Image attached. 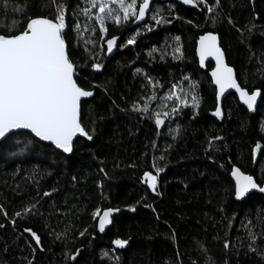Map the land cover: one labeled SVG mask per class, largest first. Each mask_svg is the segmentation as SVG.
Segmentation results:
<instances>
[{
    "label": "trees",
    "instance_id": "trees-1",
    "mask_svg": "<svg viewBox=\"0 0 264 264\" xmlns=\"http://www.w3.org/2000/svg\"><path fill=\"white\" fill-rule=\"evenodd\" d=\"M154 4L171 22L156 24L148 13L137 26L107 23L105 39L120 38L108 52L98 27L85 39L95 46L77 35L76 13L84 0H0V31L22 28L14 21L30 15L54 18L56 6L63 5L62 35L75 80L93 91L80 108L92 139L77 138L70 156L27 132L2 142L0 207L7 216L0 213V264H264V197L253 193L236 202L229 176L237 167L264 184V0H219L210 15L203 4ZM209 31L218 35L238 84L260 92L254 114L229 94L222 116H212V63L202 71L195 57L197 39ZM130 36L136 42L120 47ZM166 39L179 43L180 58H174L171 44L165 47ZM93 62L101 69H93ZM179 76L195 82L197 108H183L171 125L165 121L159 128L151 114L132 110L134 102L143 104L142 97L157 92L146 77L167 85ZM154 159L163 168L157 196L142 183L145 171L155 174ZM24 208L31 211L16 217ZM97 208L120 211L104 233L96 228ZM26 228L40 236L41 246ZM249 230L257 236L255 251L249 250ZM116 238L127 241L123 248L112 244ZM77 249L76 259H68Z\"/></svg>",
    "mask_w": 264,
    "mask_h": 264
},
{
    "label": "snow or ice",
    "instance_id": "snow-or-ice-1",
    "mask_svg": "<svg viewBox=\"0 0 264 264\" xmlns=\"http://www.w3.org/2000/svg\"><path fill=\"white\" fill-rule=\"evenodd\" d=\"M53 2L55 3V0ZM182 2L193 6L203 4L209 15L219 6V0H215L214 4H209L208 0H182ZM26 9L27 5H22L18 11L23 13ZM149 9L150 0H139V2L138 0H84V6L80 8L79 14L83 15L86 23L82 26L78 21L74 27L78 37L82 38L85 32L95 35L97 32L96 25H98L100 39L106 43L107 51L111 52L114 46H117V41L120 38L113 35L105 39L108 33L107 22L111 21L120 26L129 21L133 23L142 21ZM212 19L215 22L214 16ZM152 20L156 24L171 22L160 14L159 9L153 11ZM14 23L23 24V27L0 31V147H2L3 141L19 134L21 130H26L27 133L41 141L51 142L63 153H71L73 137L77 134L87 137L89 140L92 139L89 132L82 126L80 108L81 98L90 97L93 92L78 86L74 79L75 65L66 50V42L62 35L66 26L65 8L63 5H57L54 18L30 15L26 21H14ZM188 23L192 22L188 21ZM176 40L179 41V37ZM135 42V37L130 36L119 46L124 47L125 44L132 45ZM88 43L95 46V41L85 40V44ZM103 43L101 47H103ZM177 53L182 56L180 46L174 49V58H180L176 55ZM196 53L199 56L201 67L204 66L207 57H212L216 61V66L211 72L212 82L216 85L217 99V107L213 115L220 117L219 101L226 89H235L240 100L247 105L249 110H252L260 93L258 90H253L249 94L237 83L233 76V69L224 62V54L218 45L217 35L211 31L200 35ZM91 67L98 71L102 65L93 62ZM146 79L153 88L156 87L158 82L153 81L151 77H146ZM189 79V77H185V80ZM195 87V82H191L188 90L181 88L177 91V85H172L164 97V100L172 102L170 110L167 103H161L158 107L165 109L163 113L152 112L157 128L163 125L166 119L179 114L184 107L191 106L195 109L199 106ZM141 99L144 100V103L134 102L132 110L148 114L150 103L157 100L158 97L153 93L151 96ZM178 132L179 129H177ZM215 139H219V137ZM256 148L259 149L260 145L257 144ZM253 153L255 154V149ZM163 158V156L160 157V159ZM152 169L155 174L151 170L145 171L142 183L156 192L158 176L163 168L159 167L154 159ZM100 171L103 172L104 170L100 169ZM231 176L235 180L234 195L236 199L244 197L250 189H258L260 192H264V186H260L253 179V176L245 175L239 168L233 167ZM30 211V208H24L22 211H17L15 216L20 217L22 213L27 214ZM114 211L117 209L102 210L97 208L93 212V217L98 220L100 232H104L105 226L110 223V216ZM0 213L7 216L3 207H0ZM24 231L31 234V238L38 247L41 246V238L36 232L28 228ZM85 231L87 230L81 231L79 235L83 236ZM248 235L250 239L249 250L255 251L253 246L257 236L251 230H249ZM59 238L60 235L58 234L57 239ZM126 243L127 241L120 238L112 241V244L119 248H123ZM224 248H229L228 240L224 241ZM78 254L79 249L75 253H70L67 258L74 261ZM177 255L179 256L178 253ZM193 264H197V262L193 261Z\"/></svg>",
    "mask_w": 264,
    "mask_h": 264
},
{
    "label": "water",
    "instance_id": "water-1",
    "mask_svg": "<svg viewBox=\"0 0 264 264\" xmlns=\"http://www.w3.org/2000/svg\"><path fill=\"white\" fill-rule=\"evenodd\" d=\"M175 1L178 2V3H180V4H184V3L182 2V0H175ZM152 2H153V0H150V7H151ZM250 2H251V3H254L255 0H250ZM184 5H187V4H184ZM149 11H150V9L146 12V15H145V17H144V19H143L142 21H137V22L133 23L132 26H137V25H139V24H142V23L145 21L146 16H147V14H148ZM214 34H215V33H214ZM215 35H217V34H215ZM198 39H199V38H198ZM198 39H197V41H198ZM197 41H196V45H195V57H196V59H197L198 67H199L202 71H207V65H208L209 63H212V68H211L210 70H208V76H209V78H210V81H211V85H212V87L215 89V99H216V85L212 82V77H211V72H212V70H213V69L215 68V66H216V61H215L212 57H207V58L205 59L204 66L201 67L200 62H199V56H198L197 53H196ZM217 42H218V45L220 46V41H219V37H218V35H217ZM220 48H221V46H220ZM221 51L223 52L222 48H221ZM223 54H224V52H223ZM224 62L227 64L225 54H224ZM227 65H228V64H227ZM228 66H229V65H228ZM229 67H231V66H229ZM231 68H232V67H231ZM232 69H233V68H232ZM233 76H234V78L236 79V74H235L234 69H233ZM74 79H75V76H74ZM237 83H238V82H237ZM92 92H93V91H92ZM259 93H260V92H259ZM229 94H234V95L236 96V98H237L239 104L247 110V112H248L249 115H252V114L255 113L256 108H257V104H258V102H259V100H260V94L257 96V98H256V102L254 103V105H253V109H252V110H249L248 107H247V105H245V104L240 100L239 94L235 91V89H226V90L224 91V93H223V94L221 95V97H220V101H219L220 107L222 106V102H223V100H224ZM249 94H251V93H249ZM92 97H93V95L90 96V97H83V98H81V102L84 101V100H89V99L92 98ZM216 107H217V99H216ZM214 112H215V111H214ZM214 112H213V113H214ZM213 113H212V116H213L214 118H219V117L213 115ZM221 116H222V110H221V115H220V117H221ZM20 132H27V131H26V130H21ZM30 135H31V134H30ZM33 137H34V136H33ZM34 138H35V137H34ZM77 138H81V139H84V140H87V141H91V140H89L87 137H82V136H80L79 134H77L75 137H73V143H74V141H75ZM35 139H36L37 141L41 142V143H44V144H47V145L52 146L56 151H58V152H60V153H62V154H64V155H66V156H70L71 153H72V151H71V153H63L62 150L57 149L54 145L51 144V142L41 141V140H39V138H35ZM72 149H73V146H72ZM236 168H237V167H236ZM231 170H232V169H231ZM245 175H246V174H245ZM229 176H230V179H231V181H232V183H233V185H234V190H235V180H234L233 177L231 176V171H230ZM145 185H146V184H145ZM157 185H158V181H157ZM261 186H264V184L261 185ZM146 187H147V185H146ZM147 189L150 191V193H151L152 195H154V196H157V195H158V194H157V191H156V192H153V191H152L151 189H149L148 187H147ZM253 193L259 194V195H261V196L264 197V192H260L258 189H250L249 192L246 193L245 196L242 197V198H240V199H236V197H235V195H234V200H235L236 202H242L247 196H249V195H251V194H253ZM119 213H120L119 210L114 211V212L112 213V215L110 216V223H111V218H112L113 216H115V215H118ZM110 223L107 224V225L105 226V230L110 226ZM96 228H97V231L100 232V231H99V228H98V220H97V222H96ZM105 230H104V232H105ZM104 232H100V233H104Z\"/></svg>",
    "mask_w": 264,
    "mask_h": 264
},
{
    "label": "rangeland",
    "instance_id": "rangeland-1",
    "mask_svg": "<svg viewBox=\"0 0 264 264\" xmlns=\"http://www.w3.org/2000/svg\"><path fill=\"white\" fill-rule=\"evenodd\" d=\"M139 2V0H138ZM152 6V5H151ZM154 8V9H153ZM151 9H153L152 11L150 10L148 13L149 14V18L152 19V14H153V11L159 9L158 7L155 6V4L151 7ZM160 10V9H159ZM160 13H161V10H160ZM76 17L79 21V23L83 26L85 23H86V20L83 19V16L79 13H76ZM107 23H111V21H108ZM99 28L98 25H96V28ZM88 32H85L83 37L80 39L83 41L86 39V35H87ZM85 43V41H84ZM172 45V52L174 53V49L179 46V43L174 40V39H166V48L169 46V45ZM179 53H177L176 55H178ZM191 81L189 80H185V77L184 76H179V78H174L172 77L169 81V83L167 85L165 84H162V83H157V92L155 93V95L158 97L157 100H154L150 103V112L149 114L152 115V112L154 111H159L161 113H163V111L165 110L163 107H158V105H160L161 103H167L169 105V110H170V107H171V101H166L164 100V97L166 96V94L169 92V90L172 88V85L175 84L177 85V91H179L181 88L184 89V90H188L189 89V85H190ZM195 94L197 95L198 97V94H197V89L195 87ZM152 95V94H151ZM150 95V96H151ZM189 99H190V96H189ZM199 99V97H198ZM190 108H192L191 106H188ZM186 108V107H184ZM194 109V108H192ZM153 116V115H152ZM154 117V116H153ZM155 118V117H154ZM173 116H171L170 118L166 119V124L167 125H171V120H172ZM168 127V126H167Z\"/></svg>",
    "mask_w": 264,
    "mask_h": 264
}]
</instances>
